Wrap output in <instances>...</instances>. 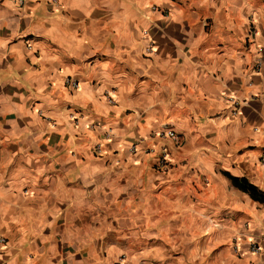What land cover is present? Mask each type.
<instances>
[{"label": "crops", "instance_id": "obj_1", "mask_svg": "<svg viewBox=\"0 0 264 264\" xmlns=\"http://www.w3.org/2000/svg\"><path fill=\"white\" fill-rule=\"evenodd\" d=\"M0 237V264H261L264 0H0Z\"/></svg>", "mask_w": 264, "mask_h": 264}, {"label": "built area", "instance_id": "obj_2", "mask_svg": "<svg viewBox=\"0 0 264 264\" xmlns=\"http://www.w3.org/2000/svg\"><path fill=\"white\" fill-rule=\"evenodd\" d=\"M11 1L15 2L16 4L20 6L25 3V0H11ZM49 1L55 4H57L58 2V0H49ZM152 9L154 10V8ZM146 49L148 52H150L151 44H148ZM65 82L73 88H76L78 86V83L76 82V80H72L70 78H67ZM109 100L113 101L111 97L109 98ZM234 105H236V102H234ZM235 113H236V110L235 111L233 110L232 114H235ZM156 136H158L161 139L170 140L175 147L181 146V143H182L181 137L179 136V134H177L172 129L162 130L161 132L157 133ZM155 164H156L157 169L163 170V171L168 170L172 165L167 157V154L164 151H161L157 155ZM5 241H6L5 238L0 237V247L5 244ZM248 250L251 254L258 256L260 258V263L264 264V245H262L261 243L257 241H251L249 242Z\"/></svg>", "mask_w": 264, "mask_h": 264}]
</instances>
